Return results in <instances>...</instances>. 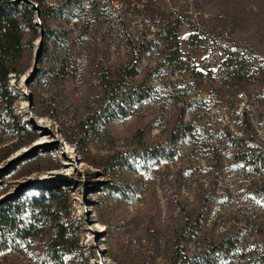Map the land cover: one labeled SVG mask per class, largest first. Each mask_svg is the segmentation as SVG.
Returning <instances> with one entry per match:
<instances>
[{
    "label": "rangeland",
    "instance_id": "1",
    "mask_svg": "<svg viewBox=\"0 0 264 264\" xmlns=\"http://www.w3.org/2000/svg\"><path fill=\"white\" fill-rule=\"evenodd\" d=\"M24 1L42 18L0 101V203L66 177L58 187L89 264H183L228 237L235 247L216 264H264V198L249 190L264 176L235 158L264 152V69L221 72L228 48L264 65V0ZM171 9L175 31L163 29ZM131 61L138 74L120 85ZM142 80L149 95L121 117L120 91ZM162 145L170 158H143ZM31 251L10 254L32 264Z\"/></svg>",
    "mask_w": 264,
    "mask_h": 264
},
{
    "label": "trees",
    "instance_id": "2",
    "mask_svg": "<svg viewBox=\"0 0 264 264\" xmlns=\"http://www.w3.org/2000/svg\"><path fill=\"white\" fill-rule=\"evenodd\" d=\"M81 5V3H78ZM56 11L48 7L44 14L52 15ZM43 14V16H44ZM170 18L163 29L176 30L181 22L176 18L174 10L169 12ZM41 11L24 0H0V101L11 100L7 87L8 75H17L23 70V62L26 54L31 50L29 39L25 34L35 36L38 24L41 21ZM45 18V16H44ZM44 22V19L42 20ZM127 45L132 41L126 38ZM142 41L136 46H140ZM139 48V47H138ZM140 49V48H139ZM143 49L139 50L141 52ZM228 57L223 61L224 78L238 81L241 76L250 73V69H264V65L258 63V59L250 52H243L239 48H228ZM226 65V66H225ZM120 74V75H119ZM119 84L122 85L128 78L138 74L137 64L132 61L121 68ZM264 72H262V75ZM145 80L131 86L128 90L120 91L119 101L114 111L121 117L129 114L130 107L145 99L149 95L150 87L145 86ZM6 105V103H5ZM13 116V115H12ZM12 127L20 130V126L14 117H10ZM189 127L177 129V136L183 135ZM176 140V139H175ZM237 148L243 145L242 140L232 139ZM173 151L170 146L151 149L144 154V159L170 158ZM237 160H244L252 167V170L260 176H264V152L263 151H239L235 154ZM66 177L53 179L45 190L33 191L25 199L12 198L7 203H0V264H18L11 251H20V244L29 242L32 251V264H89L83 256L78 237L68 224L66 217L68 192L58 184L64 183ZM250 192L259 198H264V183H253ZM235 239L228 237L212 246L204 255L193 259L182 260L183 264H216L225 257L226 253L235 247ZM256 256L264 263V241L256 245Z\"/></svg>",
    "mask_w": 264,
    "mask_h": 264
}]
</instances>
